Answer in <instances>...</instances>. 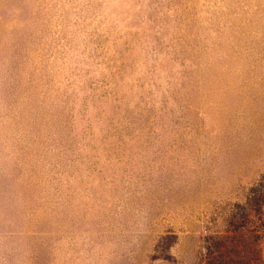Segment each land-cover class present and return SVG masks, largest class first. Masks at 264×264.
Returning <instances> with one entry per match:
<instances>
[{"label":"rangeland","instance_id":"1","mask_svg":"<svg viewBox=\"0 0 264 264\" xmlns=\"http://www.w3.org/2000/svg\"><path fill=\"white\" fill-rule=\"evenodd\" d=\"M255 216L264 0H0V264H264Z\"/></svg>","mask_w":264,"mask_h":264},{"label":"trees","instance_id":"2","mask_svg":"<svg viewBox=\"0 0 264 264\" xmlns=\"http://www.w3.org/2000/svg\"><path fill=\"white\" fill-rule=\"evenodd\" d=\"M258 203H261L260 198L258 199ZM255 217H256L257 222H256L254 229L252 231H254V232L258 231L259 227L264 231V222L261 220L260 216H255ZM257 236H258V233L256 234V237Z\"/></svg>","mask_w":264,"mask_h":264}]
</instances>
